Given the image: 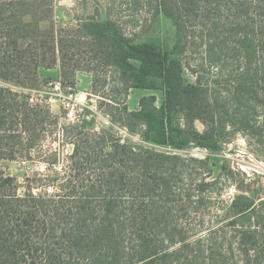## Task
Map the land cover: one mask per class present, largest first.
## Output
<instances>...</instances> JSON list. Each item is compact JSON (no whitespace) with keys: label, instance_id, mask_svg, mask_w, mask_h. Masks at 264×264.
Here are the masks:
<instances>
[{"label":"trees","instance_id":"trees-1","mask_svg":"<svg viewBox=\"0 0 264 264\" xmlns=\"http://www.w3.org/2000/svg\"><path fill=\"white\" fill-rule=\"evenodd\" d=\"M132 2L150 19L130 33L108 15L57 27L53 0H0V161L38 158L49 172L21 193L0 171V264H264L254 200L237 196L218 216L227 225L196 224L219 183L206 182L209 160L129 143L85 109L62 125L48 103L12 88L39 90V69L59 67L76 92L89 73L113 124L144 144L217 151L240 134L264 148V0ZM161 15L176 29L171 51L140 41ZM133 89L163 92L162 105L145 96L129 112ZM57 134L74 146L65 158L47 144Z\"/></svg>","mask_w":264,"mask_h":264},{"label":"rangeland","instance_id":"rangeland-1","mask_svg":"<svg viewBox=\"0 0 264 264\" xmlns=\"http://www.w3.org/2000/svg\"><path fill=\"white\" fill-rule=\"evenodd\" d=\"M53 1L55 3L54 21L57 27H75L78 20L88 17L105 20L108 15L123 22L128 32L133 33L138 32V29H135L134 23L131 22H146V20L150 19L148 8L143 7V5L141 7L135 6L132 0ZM49 27L50 22L45 21L41 23L42 29H48ZM147 37H141L140 41L145 42L148 40L149 43L155 44L166 51H171L176 43V29L170 19L165 15H161L158 29L149 38ZM39 79L43 83V86L39 90L12 88L24 94H31L35 102L40 100L48 102L52 113L60 118L62 125L70 126L80 118L79 114L81 115L83 109H85L89 111L88 120L95 119V128L113 129L129 143L146 145L158 152L175 153L182 156H194L199 159L209 160L212 177L206 179V182L218 180L219 183L211 188L213 195L210 193L206 194L210 196V204L201 206L198 208L199 212L194 214L196 224L217 228V221H219V226L223 224L227 225L228 221H223L218 216L224 215L223 210L227 208H236L234 200L237 196L243 195L254 200V204L250 208H255L262 215L257 227L258 231L255 234L259 243V251L257 252L264 259V148L262 146L250 143L240 134L233 137L227 143L222 144L221 148L217 151L193 147L177 151L168 147L147 145L142 142L139 136L131 135L113 124L109 116V108L106 106L108 101L104 99L105 94L108 93L107 91L98 89L96 92H93L92 86L84 89V87H87V83L85 80H82L81 88L84 92H81L76 87L77 93L80 91L82 95L76 93V103L78 105L72 110L64 105L62 95L60 93L58 95L53 89L59 83L62 86V94L71 92L69 88H65L63 85L59 67L39 69ZM185 80L193 83L195 79L191 74H186ZM150 95L157 96V106L160 107L164 100L163 92L131 90L128 99L129 112L138 110L140 100ZM195 128L200 134L205 132V126L200 122L195 123ZM47 144L51 146L55 145V148H58L60 152L61 158L72 154L74 150L73 145L61 141L59 134H57V137H50ZM225 164L227 165L226 170L223 169ZM0 171L4 172L7 176L14 177L18 181L21 186V193L26 191L27 179H34V176L37 174L44 176L49 174L46 169L44 170V164L38 158H35L33 161H24L23 159L0 161ZM203 179L204 176H201L199 182ZM238 188H242L241 191ZM220 189L221 195H218L217 193Z\"/></svg>","mask_w":264,"mask_h":264},{"label":"built area","instance_id":"built-area-1","mask_svg":"<svg viewBox=\"0 0 264 264\" xmlns=\"http://www.w3.org/2000/svg\"><path fill=\"white\" fill-rule=\"evenodd\" d=\"M53 89L55 90V92H57L58 95H59V93L62 95V97L64 99V105L68 109H70V108L72 110L75 109V107L78 105L76 103L77 102L76 92H69L67 94H62V86L59 83H57ZM46 103H48V102H46Z\"/></svg>","mask_w":264,"mask_h":264},{"label":"crops","instance_id":"crops-1","mask_svg":"<svg viewBox=\"0 0 264 264\" xmlns=\"http://www.w3.org/2000/svg\"><path fill=\"white\" fill-rule=\"evenodd\" d=\"M50 71V70H49ZM82 80H85L86 83H87V87H84V89H88L90 86H92V81H93V78H92V75L89 74V73H84V72H79L77 74V85L76 87L81 90V92H84L81 88V85H82ZM135 90H140V91H149V90H144V89H135ZM80 91L77 93L78 95H82ZM85 94V93H84ZM147 95V94H146ZM139 110V109H138ZM136 110V111H138Z\"/></svg>","mask_w":264,"mask_h":264}]
</instances>
